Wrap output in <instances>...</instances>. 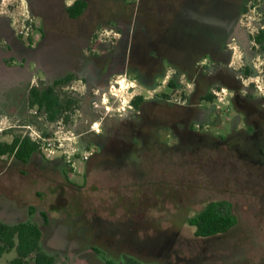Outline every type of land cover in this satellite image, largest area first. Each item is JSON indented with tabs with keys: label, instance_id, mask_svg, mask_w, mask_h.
I'll return each instance as SVG.
<instances>
[{
	"label": "flooded vegetation",
	"instance_id": "obj_1",
	"mask_svg": "<svg viewBox=\"0 0 264 264\" xmlns=\"http://www.w3.org/2000/svg\"><path fill=\"white\" fill-rule=\"evenodd\" d=\"M104 1L112 2L114 9L104 10ZM7 2L0 0V115L27 117L44 127L38 107L28 104L30 91L53 88L61 95L73 82H81L83 122L72 124L63 113L51 123H67L84 152L85 170L96 166L99 172L141 177L154 170H173L178 150L190 151L192 140L212 126L206 121V112L211 113L206 105L216 106V94L232 114L224 121L229 130L224 138L235 134L264 158V63L259 70L254 62L258 57L264 60V0ZM18 15L23 18L14 20ZM60 39L69 52L63 59L53 51ZM237 50L243 55L240 64L233 59ZM180 76L192 86L182 101L144 96L161 83L173 90L182 82ZM121 77L132 78L144 92L114 115L103 100L114 95L112 89L120 85ZM207 95L213 97L211 102ZM20 107L26 109L23 114ZM61 160L56 157L52 162L72 166ZM45 216L42 231L51 221ZM105 264L142 263L119 258Z\"/></svg>",
	"mask_w": 264,
	"mask_h": 264
},
{
	"label": "rangeland",
	"instance_id": "obj_2",
	"mask_svg": "<svg viewBox=\"0 0 264 264\" xmlns=\"http://www.w3.org/2000/svg\"><path fill=\"white\" fill-rule=\"evenodd\" d=\"M103 7L110 11L114 4L104 1ZM103 15L107 18L108 13ZM21 18L18 15L14 20ZM56 43L52 48L57 58L67 57L63 39ZM237 55L239 59L234 61L240 64L242 52L237 50ZM254 62L261 70L263 58ZM179 80L182 82L173 90L161 83L155 92H144L132 78L121 77L120 85L112 89L114 95L106 98L108 102L103 105L117 115L140 92L145 97L162 95L182 101L190 95L192 86L184 77ZM61 95L75 101L62 114L66 113L72 124L82 123L79 107L83 84L75 81ZM215 103V107L206 105V111H211L206 112V121L212 126L192 140L190 151L178 150L174 156L178 166L173 170H154L145 177L99 172L96 166L85 170L84 152L76 142L73 146L77 154L61 160L65 164L69 159L70 168L54 164L53 158L46 156L44 160L34 156L25 164L11 156L0 157V184L17 181L14 185L27 184L29 190L42 193L39 198L33 195L32 201L51 217L49 226L42 231L40 246L54 256V264H105L108 259L119 258L142 264H264V158L253 154L247 141L241 142L235 134L224 138L229 130L223 126L232 114L229 106ZM25 110L20 107L19 113ZM27 119L0 115V128L11 127L0 133V143L9 144L19 137L20 130L13 126L24 125ZM63 126L68 130L67 123ZM11 190L18 191L10 187L5 191ZM213 201L231 204L236 225L222 235L196 238L187 222ZM15 256L14 251L5 254L0 263L7 264ZM27 264L34 263L29 259Z\"/></svg>",
	"mask_w": 264,
	"mask_h": 264
},
{
	"label": "trees",
	"instance_id": "obj_3",
	"mask_svg": "<svg viewBox=\"0 0 264 264\" xmlns=\"http://www.w3.org/2000/svg\"><path fill=\"white\" fill-rule=\"evenodd\" d=\"M211 102L213 97L206 96ZM28 104L38 107L44 113L48 122H54L66 109L74 106L73 98L61 96L53 88L32 90L29 93ZM38 153L37 147L28 139L13 138L9 144L0 143V157L13 156L21 163L30 161ZM46 222L45 214H42ZM193 228V235L199 239H206L227 233L236 225V217L232 213L231 204L227 201H213L207 203L201 211L193 215L187 222ZM42 238L41 226L30 221L9 226L0 221V256L12 250L16 257L9 264H27L32 259L34 264H54V256L45 253L40 246Z\"/></svg>",
	"mask_w": 264,
	"mask_h": 264
},
{
	"label": "built area",
	"instance_id": "obj_4",
	"mask_svg": "<svg viewBox=\"0 0 264 264\" xmlns=\"http://www.w3.org/2000/svg\"><path fill=\"white\" fill-rule=\"evenodd\" d=\"M215 98L217 103H223L220 95L216 94ZM104 102L106 104V102H108L107 99L103 100V104ZM106 109L108 110L109 108L106 107ZM33 112L36 113V109H33ZM37 117L38 120L43 121L44 127L40 128L34 123H26L19 126L15 125L13 128L19 129L21 133L18 138L21 140L28 139L36 145L38 153L48 158H71L77 154V149L73 146V143H75V135L71 131L65 130V127L60 122H47L44 113H38ZM46 125L49 126L46 127ZM54 125L58 126L54 127ZM9 128L11 127L0 128V133ZM67 162L70 163V160L67 159Z\"/></svg>",
	"mask_w": 264,
	"mask_h": 264
},
{
	"label": "crops",
	"instance_id": "obj_5",
	"mask_svg": "<svg viewBox=\"0 0 264 264\" xmlns=\"http://www.w3.org/2000/svg\"><path fill=\"white\" fill-rule=\"evenodd\" d=\"M11 117L17 118V116H11ZM27 122L34 123L38 127L43 128V125H40L35 121H27ZM34 156H36L37 159L44 160L43 155H41L40 153L34 154L32 158ZM6 183L2 182L0 184V199L2 200L0 201V213H1L0 221L9 226H15V225L27 222V221H30L32 223H35L41 226L42 221H43L42 214H44L43 213L44 210L36 207L37 204L35 201H32L33 200L32 197L33 195H35L39 198L42 195V193L39 191H35V190L34 191L29 190L28 188L29 185L27 184L26 186H22V187L18 185H14V184L19 183L17 181H12L10 185H8L9 183H7L6 185ZM9 187L11 189H17L18 191L11 190V192H6L5 190L8 189ZM13 251L14 250L10 252H13ZM8 253L2 254L0 256V261L3 259L5 254H8ZM15 257H12V259H14ZM10 260L7 261V264H9ZM0 264H3V263H0Z\"/></svg>",
	"mask_w": 264,
	"mask_h": 264
},
{
	"label": "clouds",
	"instance_id": "obj_6",
	"mask_svg": "<svg viewBox=\"0 0 264 264\" xmlns=\"http://www.w3.org/2000/svg\"><path fill=\"white\" fill-rule=\"evenodd\" d=\"M106 36H115L116 34H114V33H108V32H105L104 33ZM234 60H238L239 59V56L237 55V56H234V58H233ZM262 94H264V93H262ZM93 127V130L97 133V134H100V129L98 128V126L97 125H93L92 126Z\"/></svg>",
	"mask_w": 264,
	"mask_h": 264
}]
</instances>
